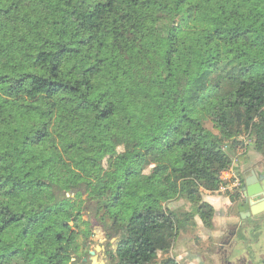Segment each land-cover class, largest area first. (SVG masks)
I'll use <instances>...</instances> for the list:
<instances>
[{
  "label": "trees",
  "instance_id": "1",
  "mask_svg": "<svg viewBox=\"0 0 264 264\" xmlns=\"http://www.w3.org/2000/svg\"><path fill=\"white\" fill-rule=\"evenodd\" d=\"M246 134L264 156V0H0V264H76L95 225L107 264H179Z\"/></svg>",
  "mask_w": 264,
  "mask_h": 264
},
{
  "label": "rangeland",
  "instance_id": "2",
  "mask_svg": "<svg viewBox=\"0 0 264 264\" xmlns=\"http://www.w3.org/2000/svg\"><path fill=\"white\" fill-rule=\"evenodd\" d=\"M239 143L232 153L233 164L222 176L226 184L217 191L203 192L202 199L213 207V214L209 226L195 217L196 224L188 221L187 227L177 237L169 255L179 264H262L264 260V217H254L243 213L240 216L236 198H239L240 176L247 173L249 168L256 166L259 171L264 170V156L256 152L247 134L239 139ZM144 144L128 154L129 161L145 151ZM125 150L124 146L118 148ZM105 152L99 155V161L105 163ZM233 194L235 202L230 201ZM172 211L186 212L190 205L183 200H175L168 204ZM239 208V206H238ZM209 220V222H210ZM208 223V222H206ZM111 247L114 242L111 241ZM96 246L106 247V236L99 226L83 234L77 240L74 256H83L88 251H95ZM101 251V250H100ZM103 255V256H102ZM80 259L76 264H88ZM105 254L99 253V260ZM84 261V260H83Z\"/></svg>",
  "mask_w": 264,
  "mask_h": 264
},
{
  "label": "flooded vegetation",
  "instance_id": "3",
  "mask_svg": "<svg viewBox=\"0 0 264 264\" xmlns=\"http://www.w3.org/2000/svg\"><path fill=\"white\" fill-rule=\"evenodd\" d=\"M255 167L256 166L250 167L246 174L245 173L242 174V182L239 183V186H240L239 198L236 200L237 209L239 211V214H240V207H244L245 204H249V200H252V202L255 205H260L261 203H264V170L259 171ZM253 174L255 175L256 180H254ZM246 178H249L252 189H255L257 192V195L254 197H249V196L245 195L243 190H242V186H243ZM238 206H239V208H238ZM243 212L246 213L247 210L243 209ZM252 216L263 218L264 217V209L262 211H260L259 213H257L256 215H252ZM102 248L103 249H101V251H99L100 254H104L105 246H102ZM95 253L98 255V259H99V253H97V252H95ZM90 256H91V254L88 251L86 258H83L84 261L82 260V262H88V264H91V260L89 259Z\"/></svg>",
  "mask_w": 264,
  "mask_h": 264
},
{
  "label": "water",
  "instance_id": "4",
  "mask_svg": "<svg viewBox=\"0 0 264 264\" xmlns=\"http://www.w3.org/2000/svg\"><path fill=\"white\" fill-rule=\"evenodd\" d=\"M254 175V174H253ZM254 180H256L255 175L253 176ZM258 188V187H257ZM242 190L245 195L249 197H254L257 195V192L255 189H252V186L250 184L249 178L245 179V182L242 186ZM259 190V189H258ZM243 209L247 210V215H256L260 211L264 209V203H261L260 205H255L252 200H249V204H245L244 207H240V216L243 217ZM97 251H100L103 249L101 246H96L95 248ZM91 256L89 259L91 260V264H105L104 260H99L98 255L95 253V251H90Z\"/></svg>",
  "mask_w": 264,
  "mask_h": 264
}]
</instances>
